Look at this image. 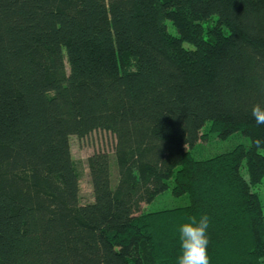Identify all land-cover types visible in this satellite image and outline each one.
I'll use <instances>...</instances> for the list:
<instances>
[{
  "label": "trees",
  "instance_id": "trees-1",
  "mask_svg": "<svg viewBox=\"0 0 264 264\" xmlns=\"http://www.w3.org/2000/svg\"><path fill=\"white\" fill-rule=\"evenodd\" d=\"M255 104L264 0H0V264H177L201 214L210 264H264ZM204 128L250 144L197 157ZM98 129L82 203L70 137Z\"/></svg>",
  "mask_w": 264,
  "mask_h": 264
},
{
  "label": "rangeland",
  "instance_id": "rangeland-1",
  "mask_svg": "<svg viewBox=\"0 0 264 264\" xmlns=\"http://www.w3.org/2000/svg\"><path fill=\"white\" fill-rule=\"evenodd\" d=\"M207 126V124H206ZM202 138L194 148V154L199 157L213 155L232 149L235 145L244 144L248 146L250 140L241 133H235L230 137L223 139L215 133H211L208 128L202 131ZM71 153L75 166L79 173L81 202L87 203L93 201V188L88 169V158L97 151H106L111 154L113 159L114 147L116 144L115 135L107 130L98 129L85 136L72 135L70 137ZM264 153V150H262ZM117 172L113 166V178L115 181ZM254 189L258 192L264 209V179ZM177 202L168 192L157 198L153 204H144V209L160 208L165 206L177 205ZM184 203V201H182Z\"/></svg>",
  "mask_w": 264,
  "mask_h": 264
},
{
  "label": "clouds",
  "instance_id": "clouds-1",
  "mask_svg": "<svg viewBox=\"0 0 264 264\" xmlns=\"http://www.w3.org/2000/svg\"><path fill=\"white\" fill-rule=\"evenodd\" d=\"M252 116L257 124H264V107L255 104ZM210 217L207 214L187 217V221L179 228L180 253L177 264H210L208 255V229Z\"/></svg>",
  "mask_w": 264,
  "mask_h": 264
}]
</instances>
